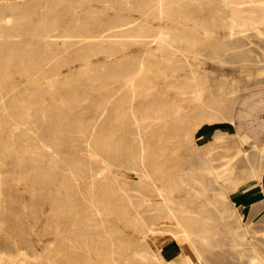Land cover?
Instances as JSON below:
<instances>
[{
	"label": "rangeland",
	"instance_id": "rangeland-1",
	"mask_svg": "<svg viewBox=\"0 0 264 264\" xmlns=\"http://www.w3.org/2000/svg\"><path fill=\"white\" fill-rule=\"evenodd\" d=\"M171 4L0 0V264H264V19Z\"/></svg>",
	"mask_w": 264,
	"mask_h": 264
},
{
	"label": "crops",
	"instance_id": "crops-1",
	"mask_svg": "<svg viewBox=\"0 0 264 264\" xmlns=\"http://www.w3.org/2000/svg\"><path fill=\"white\" fill-rule=\"evenodd\" d=\"M261 23V22H260ZM264 103V91L260 93V105ZM260 128H264V119H260ZM245 135V134H244ZM249 138V141H256V138H251V136L247 135ZM256 136V135H255ZM256 143V142H255ZM256 145H259L256 143ZM260 148H264V143L260 144ZM251 182V185L249 184ZM247 181L246 184L242 185L240 189H238L235 192L229 191V196L231 202L235 204H240L241 210L245 215L246 222L248 225L250 224L254 230H263L264 229V222L261 218L258 219L255 223L251 221L250 219V206H248V199L251 197H256L257 199H260V206L254 207V210L251 213L259 212L264 213V176L260 175V186L258 183V179L252 178ZM251 188V190H250ZM235 199V200H234ZM259 217V215H258ZM154 247L156 249V254L160 257V259L164 260L165 264H180L181 261H179V255H180V244L177 240L173 238H164V237H158L154 239ZM227 256V255H226ZM182 259V258H181ZM221 261H230V262H237L238 259L234 257H224L223 259H220ZM190 264H203L199 260H194Z\"/></svg>",
	"mask_w": 264,
	"mask_h": 264
},
{
	"label": "bare ground",
	"instance_id": "bare-ground-1",
	"mask_svg": "<svg viewBox=\"0 0 264 264\" xmlns=\"http://www.w3.org/2000/svg\"><path fill=\"white\" fill-rule=\"evenodd\" d=\"M172 1H175V0H157V4L159 5V9H158V13L159 14H164V12H166V11H170V9L172 8V4H171V2ZM204 1V0H203ZM208 2L209 1H211V0H207ZM230 1V0H229ZM233 2V1H232ZM236 2V1H235ZM176 3V2H175ZM238 3H240V4H244L243 5V9H245V11H246V13L247 14H249V15H256V17H259V18H261V19H264V0H238ZM168 4H171V6H168ZM178 4V3H177ZM6 5V4H5ZM175 5V4H174ZM178 6V5H177ZM239 6V5H238ZM244 6H245V8H244ZM241 7V6H240ZM174 8V7H173ZM231 8H235V7H231ZM239 8V7H238ZM242 8V7H241ZM231 10V9H230ZM43 11V10H42ZM233 11V10H232ZM234 12H236V11H234ZM241 12V11H240ZM244 12V11H243ZM235 14H237V12L235 13ZM248 17V16H247ZM238 18H240V17H238ZM250 18V17H249ZM248 18V19H249ZM252 18V17H251ZM247 19V20H248ZM260 19V20H261ZM128 20V19H127ZM215 20V19H214ZM237 20V19H236ZM240 20V19H239ZM238 20V21H239ZM258 20V19H257ZM259 20V21H260ZM241 21V20H240ZM258 21V22H259ZM122 23V22H121ZM250 23V22H249ZM255 23H256V21H255ZM238 24V23H237ZM143 25V24H142ZM232 25V24H231ZM230 26V25H229ZM238 26V25H237ZM110 27V26H109ZM127 29V28H126ZM123 30V29H122ZM124 30H125V28H124ZM140 30V29H139ZM119 32H120V30H119ZM51 33V32H50ZM128 33V32H127ZM121 34V33H120ZM173 34V33H172ZM47 35V34H46ZM97 35H101V34H97ZM111 35H113V34H111ZM132 35H135V34H132ZM131 35V36H132ZM105 36H108V34H105ZM137 36H138V34H137ZM147 36V35H146ZM7 37V36H6ZM69 37V36H68ZM122 37V36H121ZM50 39V38H49ZM95 39V38H94ZM99 39V38H98ZM104 39V38H103ZM106 39V38H105ZM163 39V38H162ZM80 40V39H79ZM171 41V40H170ZM141 42V41H140ZM176 42H177V40H176ZM105 45V44H104ZM102 46V45H101ZM111 46V45H110ZM16 52V51H15ZM45 54V53H44ZM213 56V55H212ZM217 58V57H216ZM240 59V58H239ZM244 59V58H243ZM7 60V59H6ZM120 60V59H119ZM245 60V59H244ZM6 63H8V60H7V62ZM49 67H51V66H49ZM6 68V67H5ZM112 68V67H111ZM9 69V68H8ZM50 70V69H49ZM45 71V70H44ZM85 74V73H84ZM19 75V74H18ZM51 75V74H50ZM133 75V74H132ZM131 75V76H132ZM103 76V75H102ZM116 76V75H115ZM121 76V75H120ZM101 77V76H100ZM148 77V76H147ZM33 78V77H32ZM81 78V77H80ZM200 79V78H199ZM201 80V79H200ZM205 80V79H204ZM143 82H145V81H143ZM140 83V82H139ZM16 84V83H15ZM56 86V85H55ZM204 86V85H203ZM144 87H146V86H144ZM190 88V87H189ZM8 89V88H7ZM66 89V88H65ZM154 90H156V89H154ZM142 91V90H141ZM146 91V90H145ZM152 91H153V89H152ZM151 91V92H152ZM74 93V92H73ZM140 94V93H139ZM143 94V93H142ZM141 94V95H142ZM148 94V93H147ZM36 95V94H35ZM136 95V94H135ZM6 96V95H5ZM29 96V95H28ZM77 96V95H76ZM39 97V96H38ZM37 97V98H38ZM137 97V96H136ZM141 98V97H140ZM41 99V98H40ZM73 99V98H72ZM214 99V98H213ZM42 100V99H41ZM221 100V99H220ZM224 100V99H223ZM216 101H217V99H216ZM39 102V101H38ZM42 102V101H41ZM242 102V101H241ZM19 103V102H18ZM23 103V102H22ZM168 103H169V101H168ZM176 103V102H175ZM220 103V102H219ZM53 104V103H52ZM159 104V103H158ZM214 104V103H213ZM221 104V103H220ZM5 105V104H4ZM73 105V104H72ZM80 106V105H79ZM141 106V105H140ZM164 106V105H163ZM199 106H200V104H199ZM156 107V106H155ZM62 108V107H61ZM66 108V107H65ZM64 108V109H65ZM166 108V107H165ZM173 108V107H172ZM200 108V107H199ZM220 108V107H219ZM71 109V108H70ZM171 109V108H170ZM194 109V108H193ZM72 110V109H71ZM144 110V109H143ZM66 111V110H65ZM165 111V110H164ZM136 112V111H135ZM209 112V111H208ZM215 112V111H214ZM67 113V112H66ZM73 113V112H72ZM71 113V114H72ZM193 113V112H192ZM59 114V113H58ZM70 114V115H71ZM209 114V113H208ZM207 114V115H208ZM206 115V116H207ZM37 116V115H36ZM77 116V115H76ZM215 116V115H214ZM46 117V116H45ZM193 117H194V115H193ZM50 118V117H49ZM77 118V117H76ZM207 118V117H206ZM213 118V117H212ZM219 118V117H218ZM205 119V118H204ZM209 119V118H208ZM232 119V121H234L233 119L234 118H231ZM236 119L238 120V118L236 117ZM240 119V118H239ZM70 120H72V119H70ZM215 120H216V118H215ZM49 121V120H48ZM209 121V120H208ZM60 124V123H59ZM53 126H54V124H53ZM57 126V125H56ZM241 126H242V124H241ZM76 127V126H75ZM239 128V127H238ZM20 130V129H19ZM75 130V129H74ZM74 132V131H73ZM76 135V134H75ZM66 136V135H65ZM69 136V135H68ZM78 136V135H77ZM92 136V135H91ZM73 137V136H72ZM62 138V137H61ZM64 138V137H63ZM62 138V139H63ZM84 138V137H83ZM238 139L241 141V143H243V142H249V138L246 136V134L244 135L243 134V132H239L238 133ZM61 140V139H60ZM64 140V142H65V139H63ZM67 140V139H66ZM70 140V139H69ZM87 140V139H86ZM98 140V139H97ZM101 140V139H100ZM78 141V140H77ZM82 142V141H81ZM108 143L109 142H104V144H105V146L106 145H108ZM240 143V142H239ZM30 144V143H29ZM90 144V143H89ZM23 145V144H22ZM21 145V146H22ZM111 145H113V144H111ZM110 145V146H111ZM25 146V145H24ZM114 146H116V145H114ZM97 148V147H96ZM253 148L254 149H257V150H259L260 151V155H264V148H260V145H257V146H253ZM100 151V150H99ZM98 151V152H99ZM256 152V151H255ZM57 154H58V152H56ZM33 154V153H32ZM258 154V153H257ZM104 155V154H103ZM22 156V155H21ZM18 159V158H17ZM31 159V158H30ZM245 159V158H244ZM48 160V159H47ZM57 160V159H56ZM107 161V160H106ZM244 161V160H243ZM70 162V161H69ZM228 163V162H227ZM70 164H72V163H70ZM73 165V164H72ZM66 167V166H65ZM247 167V166H246ZM78 168V167H77ZM21 169V168H20ZM28 170V169H27ZM70 170V169H69ZM222 170V169H221ZM225 171H226V168L224 169ZM68 171V170H67ZM78 171V170H77ZM81 171V170H80ZM224 172V171H223ZM222 172V173H223ZM38 175V174H37ZM226 175V174H225ZM50 176V175H49ZM76 176V175H75ZM25 177V176H24ZM221 177H222V175H221ZM225 177V176H224ZM253 177V176H252ZM255 177V176H254ZM259 177V176H258ZM47 178V177H46ZM23 179V178H22ZM34 180V179H33ZM50 180V179H49ZM74 180V179H73ZM232 180V179H231ZM247 180V179H246ZM258 181H260V180H258ZM35 182V181H34ZM226 182V181H225ZM235 182V181H234ZM244 182V181H243ZM247 182V181H246ZM45 183V182H44ZM27 184V183H26ZM235 184V183H234ZM29 185H31V184H29ZM51 186H52V184H51ZM54 191V190H53ZM100 194V193H99ZM56 203V202H55ZM95 203V202H94ZM112 203V202H111ZM96 204V203H95ZM99 206V205H98ZM100 206H101V204H100ZM153 215V214H152ZM151 216V215H150ZM154 216V215H153ZM128 218V217H127ZM143 218V217H142ZM87 220H90V218H88ZM92 220V219H91ZM152 220V219H151ZM148 222H150V221H148ZM92 223V222H91ZM87 224H90V223H87ZM172 228V227H171ZM157 229V228H156ZM161 229V228H160ZM173 229V228H172ZM78 230V229H77ZM87 230H89L88 228H87ZM86 230V231H87ZM147 230V229H146ZM194 232V231H193ZM83 234V236H84V234L86 235V233H82ZM94 238L96 237V236H93ZM92 238V237H91ZM96 239H97V237H96ZM73 240V239H72ZM96 241V240H95ZM95 241H93L94 243H96ZM55 243V242H54ZM62 243V242H61ZM63 244V243H62ZM61 247V246H60ZM187 250V249H186ZM252 251H254L255 252V250H252ZM75 252V251H74ZM73 252V253H74ZM77 252V251H76ZM61 253V252H60ZM58 256V255H57ZM253 260V259H252ZM256 260V259H255ZM259 261V260H258ZM86 262H89V261H86ZM253 262H254V260H253ZM264 262V261H263ZM262 262V263H263ZM258 263V262H257ZM89 264H91V263H89ZM252 264V263H251ZM254 264V263H253Z\"/></svg>",
	"mask_w": 264,
	"mask_h": 264
}]
</instances>
